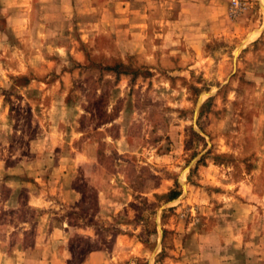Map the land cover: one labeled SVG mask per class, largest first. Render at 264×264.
Instances as JSON below:
<instances>
[{"label":"rangeland","instance_id":"obj_1","mask_svg":"<svg viewBox=\"0 0 264 264\" xmlns=\"http://www.w3.org/2000/svg\"><path fill=\"white\" fill-rule=\"evenodd\" d=\"M236 1L0 0V264H264V0ZM45 138L61 193L10 198Z\"/></svg>","mask_w":264,"mask_h":264},{"label":"crops","instance_id":"obj_2","mask_svg":"<svg viewBox=\"0 0 264 264\" xmlns=\"http://www.w3.org/2000/svg\"><path fill=\"white\" fill-rule=\"evenodd\" d=\"M46 141H44V144L47 145V147L44 148L41 152L36 150V142L32 144V148L34 152L36 153L35 159H32L31 161H24L19 164H15L14 166L9 168V171L16 173L15 175L9 176L10 174L7 173V177L4 176L2 179L3 186L10 187V184H13L11 187V197L17 193L18 188H25L24 185H30L31 187L27 188L26 191L29 193L30 196H28V200L30 201L33 199L34 196L37 194L35 192L31 193L33 188H38L41 187L40 184H44L43 187H48L52 186L55 187L56 190L60 191L62 190V183H63V178H62V165L58 162L59 158L56 157V149L51 153L50 151V139L45 138ZM48 142V143H47ZM19 172H24L25 178H29L30 181L27 184L25 181L24 185H19L21 182H24L20 179V177L17 175ZM30 173L29 176L26 174ZM13 174V173H12ZM38 174V175H37ZM36 175V176H34ZM58 179V180H57ZM37 181V182H36ZM24 186V187H23ZM31 188V189H30ZM70 192L72 190L69 188ZM32 197V198H31ZM11 200V199H9ZM8 200V202H9ZM29 203V202H28ZM36 232L38 229L35 230ZM35 232V233H36ZM15 246V245H14ZM19 251L22 254L21 259H16L15 257H12L13 261L11 264H47L48 260L41 254V251L44 250L43 248H46L44 244H34L32 247H24V245L19 244ZM10 255L8 256V260L11 259L9 258ZM238 257V256H237ZM59 260V258H56ZM51 261V260H50ZM229 264H235L233 262H229Z\"/></svg>","mask_w":264,"mask_h":264},{"label":"built area","instance_id":"obj_3","mask_svg":"<svg viewBox=\"0 0 264 264\" xmlns=\"http://www.w3.org/2000/svg\"><path fill=\"white\" fill-rule=\"evenodd\" d=\"M240 4L236 0H232V6L236 9Z\"/></svg>","mask_w":264,"mask_h":264}]
</instances>
